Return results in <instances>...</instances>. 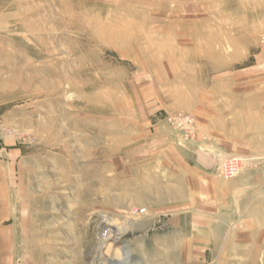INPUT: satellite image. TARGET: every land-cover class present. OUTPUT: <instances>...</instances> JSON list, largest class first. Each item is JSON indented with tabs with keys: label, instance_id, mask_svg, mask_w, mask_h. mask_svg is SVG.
<instances>
[{
	"label": "rangeland",
	"instance_id": "obj_1",
	"mask_svg": "<svg viewBox=\"0 0 264 264\" xmlns=\"http://www.w3.org/2000/svg\"><path fill=\"white\" fill-rule=\"evenodd\" d=\"M223 1L0 0V264H108L122 246L140 264H264V149L220 127V78L264 77V30L219 52L243 38ZM175 172L227 183L226 225L159 205L150 180Z\"/></svg>",
	"mask_w": 264,
	"mask_h": 264
},
{
	"label": "crops",
	"instance_id": "obj_2",
	"mask_svg": "<svg viewBox=\"0 0 264 264\" xmlns=\"http://www.w3.org/2000/svg\"><path fill=\"white\" fill-rule=\"evenodd\" d=\"M221 5L222 8L225 6L221 9L227 12L228 21L234 23L235 36L243 38L237 42L239 45H236L237 43L236 46L220 44L217 50L229 52L235 47H239L240 51L244 53L253 51L246 38H249L252 32L264 30V0H224ZM225 26L233 27V24ZM218 34L217 36L221 38V32ZM211 43H205L206 47H212ZM257 58L260 59V55H257ZM220 84L225 86L222 90L225 92H221L223 98L221 100L230 107L227 115L231 118L235 117V121L229 120L228 117L221 119L222 131L224 133H249L251 140H257L261 144L260 148L264 149V77L243 80L231 77L220 78ZM249 85L251 87H248ZM155 177V180L151 178L150 181L155 182L153 184L155 195L161 198V200L157 199V202L160 203L159 205H163V208L169 205L168 207H171L173 212L189 214L203 211L205 214L215 215L212 227L221 229L223 224L226 225L227 183L216 175L213 173L175 172L155 175ZM255 179L258 180L253 175L244 178L245 181H248L245 188H249V183ZM246 191L248 190L244 189V192ZM147 193L149 197L153 196L152 189H148ZM200 195L204 197L205 203L201 206V210H198L196 207L201 204H199V200L197 201V197ZM191 226L189 223V231Z\"/></svg>",
	"mask_w": 264,
	"mask_h": 264
},
{
	"label": "bare ground",
	"instance_id": "obj_3",
	"mask_svg": "<svg viewBox=\"0 0 264 264\" xmlns=\"http://www.w3.org/2000/svg\"><path fill=\"white\" fill-rule=\"evenodd\" d=\"M178 189V188H177ZM103 220V219H102ZM92 225L94 226H90L92 229H95V228H100V226L101 225H105V227H110V225L109 224H105V222H103V221H100V220H93L92 221ZM120 229V228H119ZM96 230V229H95ZM107 230H109V229H107ZM104 231V230H103ZM102 231V232H103ZM114 232V231H113ZM109 233L112 235H107V236H105L104 238H105V240H104V242H107V243H109V245L110 244H112V243H114L117 239H118V235H116V234H113L110 230H109ZM103 236V235H102ZM113 236H114V238H113ZM87 248V247H86ZM121 251H122V256H121V258H119V259H117V258H112V259H110V258H108L107 259V263L108 264H140V262L139 261H135L134 259H133V255H132V253H131V251H130V249L127 247V246H122L121 247V249H120ZM86 254V253H85ZM114 257V256H113ZM99 259V258H98ZM98 259H94L96 262H94V264H99L98 263ZM105 259V258H104Z\"/></svg>",
	"mask_w": 264,
	"mask_h": 264
},
{
	"label": "built area",
	"instance_id": "obj_4",
	"mask_svg": "<svg viewBox=\"0 0 264 264\" xmlns=\"http://www.w3.org/2000/svg\"><path fill=\"white\" fill-rule=\"evenodd\" d=\"M262 44L264 46V39L262 40ZM239 169H240V160L239 159H236V158H230L223 165V168H222V176L224 178H229V177L235 176V175H237ZM101 235H103V237H105L107 235L110 236L111 234L109 233V230L105 229L101 233ZM113 238H114V236H113Z\"/></svg>",
	"mask_w": 264,
	"mask_h": 264
}]
</instances>
